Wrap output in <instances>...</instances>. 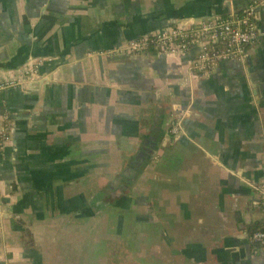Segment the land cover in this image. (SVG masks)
Returning <instances> with one entry per match:
<instances>
[{"label": "crops", "instance_id": "1", "mask_svg": "<svg viewBox=\"0 0 264 264\" xmlns=\"http://www.w3.org/2000/svg\"><path fill=\"white\" fill-rule=\"evenodd\" d=\"M249 1L0 0V81L41 62L0 90V264H264L249 237L264 227V2L246 57L206 75L190 74L189 52L119 51ZM169 114L178 132L97 211Z\"/></svg>", "mask_w": 264, "mask_h": 264}, {"label": "built area", "instance_id": "2", "mask_svg": "<svg viewBox=\"0 0 264 264\" xmlns=\"http://www.w3.org/2000/svg\"><path fill=\"white\" fill-rule=\"evenodd\" d=\"M263 2L264 0H253L237 14L230 13L209 20H196L189 25L175 23L131 40L119 51L138 54L147 49L148 43H152L157 53L189 52L190 74L196 77L206 75L211 73L220 61L243 60L246 57L247 48L258 39L257 7ZM40 63L31 62L20 69L17 76L0 81V90L34 80L38 75ZM180 121L181 118L177 116L171 122L168 132L173 134L178 132ZM10 139L8 125H0V155ZM261 194L264 199V181L261 185ZM249 237L255 245L264 247V227L253 230Z\"/></svg>", "mask_w": 264, "mask_h": 264}, {"label": "water", "instance_id": "3", "mask_svg": "<svg viewBox=\"0 0 264 264\" xmlns=\"http://www.w3.org/2000/svg\"><path fill=\"white\" fill-rule=\"evenodd\" d=\"M253 1V0H252ZM252 1L247 2V4L236 7L235 3L230 7V2L225 3L226 13H239L246 5H249ZM260 8L257 7V10ZM210 18H203L201 20H209ZM134 40V39H133ZM131 41V40H130ZM34 59V58H32ZM38 82H33L36 84ZM170 125V114L166 121L164 131L162 130V121L157 119L152 128L155 129V135L157 130V136L150 133L144 137V140L140 147L129 157L127 164L122 168V170L109 182L106 183L94 197V202H91V206L95 207L97 211L109 204L118 203L124 196V194L129 190L131 185L136 181L137 177L144 170L147 164L153 158L156 150L158 149L159 140L161 136L168 131ZM162 130V131H161ZM163 133V134H162ZM160 134V136H159ZM162 134V135H161ZM2 209V208H1Z\"/></svg>", "mask_w": 264, "mask_h": 264}, {"label": "trees", "instance_id": "4", "mask_svg": "<svg viewBox=\"0 0 264 264\" xmlns=\"http://www.w3.org/2000/svg\"><path fill=\"white\" fill-rule=\"evenodd\" d=\"M147 50L150 53H155V49L153 48V44L152 43H148ZM255 229H259V228L258 227H253V228H251V231L255 230Z\"/></svg>", "mask_w": 264, "mask_h": 264}]
</instances>
